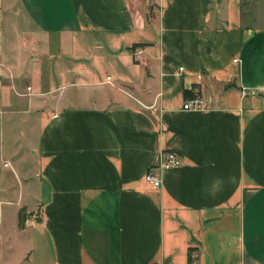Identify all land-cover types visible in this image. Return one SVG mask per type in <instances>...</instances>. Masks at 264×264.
<instances>
[{"label":"crops","instance_id":"obj_1","mask_svg":"<svg viewBox=\"0 0 264 264\" xmlns=\"http://www.w3.org/2000/svg\"><path fill=\"white\" fill-rule=\"evenodd\" d=\"M5 230L1 262L264 264V0H0Z\"/></svg>","mask_w":264,"mask_h":264},{"label":"built area","instance_id":"obj_2","mask_svg":"<svg viewBox=\"0 0 264 264\" xmlns=\"http://www.w3.org/2000/svg\"><path fill=\"white\" fill-rule=\"evenodd\" d=\"M140 50H136L134 53L137 55ZM205 108V101L200 97H192L190 99L185 100L182 103V109H194L200 110ZM180 164L179 156L172 152H163L160 154L157 162L155 164V168H167V167H174ZM154 167V166H153ZM144 180L148 182L153 187H158L160 185V179L158 175L150 169L144 175Z\"/></svg>","mask_w":264,"mask_h":264},{"label":"rangeland","instance_id":"obj_3","mask_svg":"<svg viewBox=\"0 0 264 264\" xmlns=\"http://www.w3.org/2000/svg\"><path fill=\"white\" fill-rule=\"evenodd\" d=\"M24 214V213H23ZM28 217L27 218H29V221H32V220H34V218L36 217V215H37V208H34L33 210H30V212H28V214H26ZM31 215V216H30ZM18 222V221H17ZM16 222V226H17V223ZM29 224V223H28ZM20 237V235H16V233H10L9 232V230H5V234H4V239L5 240H7L8 238H9V240L11 241V242H5V243H3L2 244V246H1V250H0V256H1V254H2V251H5L6 249H8L9 248V246H10V248H12V250L9 252V254L8 255H11V253H12V255L14 254V253H18V250H19V254H20V248L19 247H17V242L20 244V239H18L17 241H16V238L17 237ZM33 244H34V248H35V244H36V241H35V239H34V242H33ZM17 248H18V250H17ZM7 252V253H8ZM4 253H6V252H4ZM36 253V250L34 249V254ZM14 256V255H13ZM20 258V256H18L16 259H13L11 256H8V259L6 260V262H1L2 260H1V257H0V264H19L20 262H18L17 263V261L16 260H18ZM25 262H26V264H27V261L25 260ZM22 264H25V263H22Z\"/></svg>","mask_w":264,"mask_h":264},{"label":"trees","instance_id":"obj_4","mask_svg":"<svg viewBox=\"0 0 264 264\" xmlns=\"http://www.w3.org/2000/svg\"><path fill=\"white\" fill-rule=\"evenodd\" d=\"M23 216H22V213L20 212V213H18V224L19 225H21L22 224V222H23Z\"/></svg>","mask_w":264,"mask_h":264}]
</instances>
